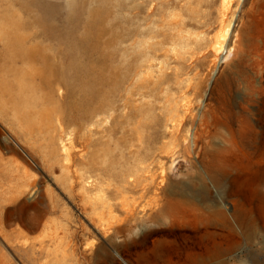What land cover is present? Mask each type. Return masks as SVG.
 <instances>
[{"label":"rangeland","instance_id":"374dc122","mask_svg":"<svg viewBox=\"0 0 264 264\" xmlns=\"http://www.w3.org/2000/svg\"><path fill=\"white\" fill-rule=\"evenodd\" d=\"M0 100V264H264V0H0Z\"/></svg>","mask_w":264,"mask_h":264},{"label":"bare ground","instance_id":"6f19581e","mask_svg":"<svg viewBox=\"0 0 264 264\" xmlns=\"http://www.w3.org/2000/svg\"><path fill=\"white\" fill-rule=\"evenodd\" d=\"M221 27H225V30H226V33L229 31L230 27H231V24H232V21L231 20H228L227 19V12L226 10L221 14ZM226 19L228 21H226ZM17 29H19V26L18 24H13V30L16 31ZM224 32V31H223ZM228 36V35H227ZM223 38H225V36H223ZM25 47H20V44H19V48L17 49V55H28V52H26L25 50ZM214 51L218 54V55H225L224 58H227L230 56V51L227 50V42L224 41L220 44H216L214 46ZM32 54H35V53H32ZM29 60H36L34 59L33 57H29L28 58ZM37 70H38V75L42 78V77H48L50 75V73L52 72V68L48 67V60L47 58L45 57H40V58H37ZM73 70V64L72 62H69L66 60V62L63 63L62 67L60 68V70L58 72H53V75H57L59 76L60 78H62L63 81H66V84L67 86L73 82V73H71V71ZM73 72V71H72ZM20 90L22 92L20 93H16L13 94V93H10L8 91H3V94L4 96H6L8 99V102H4V105L6 107V110L8 113H12V120L15 122V124L21 128V130L25 131V127L29 126L30 125V121H31V117H30V114L28 112H26L23 108L21 110V107H19L18 105H22L25 103V96H24V89L20 88ZM0 105L3 106V101L0 100ZM5 113V112H4ZM61 120V118H60ZM4 120L2 119V113L0 112V126L4 128V125L3 123ZM60 123H64V121L62 120ZM69 127H61V132L62 134L64 133H67L66 130L68 129ZM74 131L76 132H80V131H77L76 129H73L70 131L69 135H72L74 134ZM39 134L42 135V130H41V127H39ZM55 134H56V131H55ZM56 137V135H55ZM64 137V135H61L60 137L58 136L59 140L60 138ZM4 143H9V140H7L5 137H3L2 133H1V130H0V144H2V146H4ZM5 148V147H4ZM8 150H12V146H7L6 147ZM69 147L68 145H65L64 144V148H63V151L66 153L65 155H67V159L68 161L71 160V156L70 153H69ZM10 152V151H9ZM72 152V151H71ZM73 158V157H72ZM146 170V169H145ZM143 170V171H145ZM27 171L26 168L23 166V165H20L18 162H17V158H7L5 156V153L1 152L0 151V189H4V192H3V201L5 203H9L10 200L12 199V195H11V191L10 189L13 190V188H16V190L20 189V188H23L25 187L27 184L28 181H26L25 177L27 175ZM142 171V172H143ZM141 172V174H142ZM144 173V172H143ZM145 175V174H144ZM32 181V180H31ZM30 181V182H31ZM148 183H144L142 185L143 182H147ZM130 183V182H129ZM133 184H131V188H132V191H136V190H133L134 188H137V187H140L141 190H142V193L143 194H147L149 193V191L151 190V187H150V184L152 183V179L151 177L149 176H137L136 179L132 182ZM150 183V184H149ZM16 185V186H15ZM30 187H31V190L30 192L28 191V195L29 197L35 195V182H31L30 184ZM29 187V188H30ZM130 187V186H129ZM32 188H34V190H32ZM118 188V187H117ZM15 190V189H14ZM22 190H25L22 189ZM20 191V190H19ZM121 191V190H120ZM119 191V192H120ZM131 191V192H132ZM17 192V191H16ZM24 192V191H23ZM109 192V191H108ZM107 192V193H108ZM117 192V191H116ZM124 192V189L121 191V193ZM21 193V192H20ZM119 193V194H121ZM17 194V193H16ZM115 194V193H114ZM113 194V195H114ZM109 195V194H108ZM15 196V195H14ZM21 196V194L19 195ZM123 196V195H122ZM27 197V196H25ZM34 197V196H33ZM16 198V197H15ZM14 199V198H13ZM112 199V198H111ZM101 200V199H100ZM117 200V199H116ZM127 201V200H126ZM104 202V201H103ZM120 202V201H119ZM22 204H25L23 202H21ZM114 203V202H113ZM123 203V202H121ZM28 204V203H27ZM129 204V203H128ZM26 205V204H25ZM103 205V204H102ZM21 206V204H20ZM34 206V205H33ZM105 207V205H104ZM28 208V207H27ZM114 208H115V204H114ZM131 209V208H130ZM27 210V209H26ZM161 211L163 210V208L161 207L160 209ZM106 211L107 208H106ZM126 211V210H125ZM1 212V211H0ZM10 212V211H9ZM20 212V211H19ZM133 212V211H132ZM127 213V212H126ZM13 214V212H12ZM18 214V213H17ZM6 215V214H5ZM9 215V214H8ZM21 215V214H20ZM132 215H134V213H132ZM10 216V215H9ZM18 216V215H17ZM11 217V216H10ZM130 217V216H129ZM8 218V216L6 217ZM21 218V216H20ZM125 218V217H124ZM126 219V218H125ZM129 219V218H127ZM131 219V218H130ZM135 219V218H134ZM123 221V220H122ZM130 221V220H129ZM143 221V220H142ZM125 222V220H124ZM103 223V222H102ZM142 225V223H140ZM123 224L122 223H119L117 225V229H118V232H120L123 228H122ZM114 228V227H113ZM126 228V226H125ZM123 231V230H122ZM131 233V232H130ZM108 234V233H107ZM111 234V233H110ZM115 234V233H114ZM120 235V234H119ZM112 236V235H111ZM108 239V238H107ZM110 241V240H109ZM157 254V253H155ZM154 255V254H153ZM157 256V255H156ZM162 257V256H161ZM155 258V257H154ZM157 258V257H156ZM144 259V258H143ZM158 260V259H156ZM188 260V259H187ZM190 260V259H189ZM194 260V259H193ZM162 261V260H160ZM165 261V260H164ZM180 261V259L178 260ZM148 262V261H147ZM146 263V262H145ZM155 263V262H153ZM153 263H150V264H153ZM177 263V262H176ZM202 263V260L199 261V260H195L193 261L192 263L190 264H201ZM139 264V263H138ZM149 264V263H148ZM168 264H169V261H168ZM175 264V263H174ZM180 264V262H179Z\"/></svg>","mask_w":264,"mask_h":264}]
</instances>
